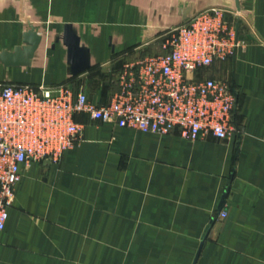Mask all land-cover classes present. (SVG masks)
Masks as SVG:
<instances>
[{"label":"crops","instance_id":"obj_1","mask_svg":"<svg viewBox=\"0 0 264 264\" xmlns=\"http://www.w3.org/2000/svg\"><path fill=\"white\" fill-rule=\"evenodd\" d=\"M210 7L233 11L245 40L223 62L240 131L188 140L75 114L83 138L23 167L0 264H264V0H0V83H69L107 102L112 69Z\"/></svg>","mask_w":264,"mask_h":264},{"label":"built area","instance_id":"obj_2","mask_svg":"<svg viewBox=\"0 0 264 264\" xmlns=\"http://www.w3.org/2000/svg\"><path fill=\"white\" fill-rule=\"evenodd\" d=\"M244 43L235 13L210 7L166 27L159 51L124 59L111 73L116 88L107 102L69 83H0V231L23 167L59 162L83 138L79 112L143 131H176L188 140L207 134L226 139L240 131L232 77L207 69L220 67Z\"/></svg>","mask_w":264,"mask_h":264},{"label":"water","instance_id":"obj_3","mask_svg":"<svg viewBox=\"0 0 264 264\" xmlns=\"http://www.w3.org/2000/svg\"><path fill=\"white\" fill-rule=\"evenodd\" d=\"M196 12V11H195ZM195 12H193L192 14H194ZM191 13H186L183 17H182V20H181V22H183L186 18H188L189 16H191L192 15ZM180 22V23H181ZM177 25V24H176ZM172 26V25H171ZM169 27V26H168ZM41 36H42V33L37 29V27H31L29 30H27L26 32H25V41L26 42H30V44L32 45V46H34L37 42H38V40L41 38ZM29 44H27V46H28ZM30 45V46H31ZM8 55H9V52H7V51H2V52H0V56L2 57V58H5L6 60H7V58H8ZM224 200L222 199V202H223ZM221 205V204H220Z\"/></svg>","mask_w":264,"mask_h":264},{"label":"rangeland","instance_id":"obj_4","mask_svg":"<svg viewBox=\"0 0 264 264\" xmlns=\"http://www.w3.org/2000/svg\"><path fill=\"white\" fill-rule=\"evenodd\" d=\"M119 67V66H118ZM115 69H118L117 67L112 69L110 71V75L111 73L114 72ZM231 70L230 67L229 68H225L223 67V63L221 64L220 67H210L207 69V74L209 75H217V76H221V77H226L229 78L231 76ZM110 85H113L114 81L113 80H109Z\"/></svg>","mask_w":264,"mask_h":264}]
</instances>
